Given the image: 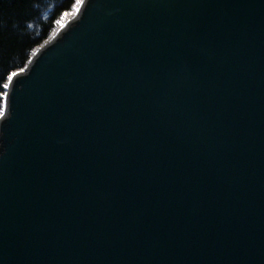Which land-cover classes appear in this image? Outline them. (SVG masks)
<instances>
[{"label": "water", "instance_id": "95a60500", "mask_svg": "<svg viewBox=\"0 0 264 264\" xmlns=\"http://www.w3.org/2000/svg\"><path fill=\"white\" fill-rule=\"evenodd\" d=\"M35 53L0 264H264V0H84Z\"/></svg>", "mask_w": 264, "mask_h": 264}, {"label": "trees", "instance_id": "16d2710c", "mask_svg": "<svg viewBox=\"0 0 264 264\" xmlns=\"http://www.w3.org/2000/svg\"><path fill=\"white\" fill-rule=\"evenodd\" d=\"M75 4L76 0H0V106L7 77L27 66L33 51L57 29L56 21Z\"/></svg>", "mask_w": 264, "mask_h": 264}, {"label": "snow or ice", "instance_id": "6c2138e0", "mask_svg": "<svg viewBox=\"0 0 264 264\" xmlns=\"http://www.w3.org/2000/svg\"><path fill=\"white\" fill-rule=\"evenodd\" d=\"M83 2H84V0H76V4L73 6V10H72V12H71V13H67V12H65V13L60 17V19L56 21L57 28H59V27L63 24L65 18H66L68 15H75L76 13H78V11L80 10L81 6L83 5ZM35 54H36L35 51H33V55H35ZM30 62H31V61H29V63H30ZM15 75H16V73H12V74H10V75L7 77V82L4 83V84L2 85V87L5 88V89H7V88L11 85L12 78H13V76H15ZM4 99H5V104H4L3 106H0V117H2V116L4 115V112H5L6 108H7V103H6V101H7V93H4Z\"/></svg>", "mask_w": 264, "mask_h": 264}, {"label": "rangeland", "instance_id": "374dc122", "mask_svg": "<svg viewBox=\"0 0 264 264\" xmlns=\"http://www.w3.org/2000/svg\"><path fill=\"white\" fill-rule=\"evenodd\" d=\"M73 15H68L64 21H67L68 19H70ZM64 23V22H63Z\"/></svg>", "mask_w": 264, "mask_h": 264}]
</instances>
